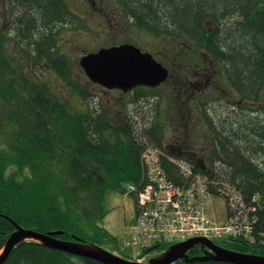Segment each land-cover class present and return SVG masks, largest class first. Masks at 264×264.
<instances>
[{"label":"trees","instance_id":"1","mask_svg":"<svg viewBox=\"0 0 264 264\" xmlns=\"http://www.w3.org/2000/svg\"><path fill=\"white\" fill-rule=\"evenodd\" d=\"M128 1L137 17L155 19L145 29L156 34H161V27L167 24L185 29L189 37H198L200 18L207 15L222 18L220 30L204 41L208 46L211 42L210 58L222 68L223 81L232 87L227 91L247 88L245 91L251 93L264 85V8L260 3ZM10 2L11 17L16 20L12 30L19 43L26 46L28 39L46 42L67 17L56 0ZM48 42L51 47L57 44L55 40ZM4 50L0 40V241L13 231L10 221H15L38 232L63 230L66 237L78 233L82 238L102 243L108 237L98 226L107 213L103 208L104 196L110 190L124 193L125 183L143 185L140 156L147 146L163 150L162 122L116 118L108 106L94 110L87 101L92 99L87 88L77 90L82 107H76L36 81L32 83L28 72L9 59L4 60ZM28 53L40 60L47 52L41 45ZM55 71L67 80L66 68ZM236 122L238 128H232L231 135L222 136L215 131V149L209 159L211 164L220 161L214 172L217 187H233L246 202H250L254 193L262 194L263 208L257 211L253 225L256 235L264 232V174L251 155L264 138V120L263 116H253L248 121L246 117L237 118ZM172 168L171 164L166 165L167 170ZM213 170L212 165L205 170L211 178ZM225 247L264 256V247L258 243L232 240ZM73 259L72 255L38 243H21L5 264H75ZM174 264L229 263L179 260Z\"/></svg>","mask_w":264,"mask_h":264},{"label":"rangeland","instance_id":"2","mask_svg":"<svg viewBox=\"0 0 264 264\" xmlns=\"http://www.w3.org/2000/svg\"><path fill=\"white\" fill-rule=\"evenodd\" d=\"M101 2H104V0H100ZM109 1V0H108ZM10 6L11 2L10 0H0V38H3L9 33V27H11L10 24ZM75 8H74V7ZM109 6V4H108ZM70 7L78 10L82 14H86L87 10L86 8L80 6L78 3H74L72 5L70 1ZM111 11V10H110ZM9 16V17H8ZM99 21L103 24H107V17H98ZM16 22V21H15ZM121 27H126L125 25H121ZM90 28L92 30V34L89 33H78L74 31H66L60 38L63 39V41H60V44H62V52L66 53L73 63L71 68V78L73 81H76V83L79 86H83L88 81L85 75L83 74V71L78 65V59L81 55L80 51L84 47L94 45L95 42L92 40H88L86 38L90 37H96L97 32L96 30H101L102 26L98 25L95 20H92L90 23ZM105 28L109 31L108 26H105ZM82 29H87L82 28ZM89 31V30H85ZM110 33H106L104 35V43H109L113 41H119L123 37L120 35H123L122 33L116 32L115 29L112 31H109ZM126 38L131 39L137 44L141 46H147L148 44H153L154 46L162 44V41L152 39L147 33L145 32H139L136 29L130 28L126 31ZM79 40V41H76ZM132 43V42H130ZM4 48L6 50L5 59H10L11 56H14L16 58L17 65H21L25 73H29V78L31 82L40 84L44 86L46 89L49 90L50 93L58 97L62 100H67L71 104H74L76 107H82V103L77 96V94L70 90L69 88L65 87L63 82L57 78L56 75H54L51 71L45 70L43 71L42 64H38L37 60L33 59L31 63L29 62L26 64L25 60L21 57H19L17 54H14V52H17L19 48H16L13 41L12 36H7L6 39L3 40ZM174 55H172L169 59H172ZM188 57L186 56L185 59ZM190 59V58H188ZM40 65V66H39ZM191 64L189 62L184 65V68H192L190 66ZM46 69V68H45ZM219 86L222 89L226 88V84L219 82ZM89 93L92 95L99 94L100 97H102L103 101L106 102L107 100H119L121 97L117 95L116 92H110L106 93L102 91L100 88L95 87L92 85L88 88ZM155 93H157L161 98L164 105L166 93L164 92V89L162 87H159L155 89ZM209 91V90H207ZM141 94H149L146 91H140ZM124 100H130L128 97L127 99L124 98ZM258 103L256 104H250L244 106L241 109H229L233 110L231 112H228V110H225L224 107L220 106L216 101H213L211 105L216 104L218 108H215L214 111H212L211 108L208 109V117L212 118L213 122L215 123L216 127H219L222 124L225 125V127L228 130H231L232 128H238V124L236 122V119L242 120L245 117H249L250 119L253 118V113H261L264 110V89L260 93V97L258 99ZM227 105V104H223ZM165 108L163 106V113L165 117H169L165 114ZM116 112V110H115ZM131 112L133 114H137L138 120L140 122H143L146 120V117L150 114L148 110L141 111L139 108L135 106L131 107ZM249 113V114H248ZM262 114V113H261ZM173 117V116H172ZM201 118V117H200ZM200 118L198 120L189 119V127L185 128L186 132L188 133V136L181 132L175 133L177 137L184 141H189L190 143H193L197 148V145H200L201 143H210L211 138L205 137L203 134L206 129V123H204L205 129L203 128V124L200 121ZM237 130V129H236ZM169 131V129L167 130ZM227 134V133H226ZM174 136V133H168L166 135V139H168L170 136ZM199 152V150H195ZM192 159V158H191ZM194 159V158H193ZM257 162L260 163V165L264 166V157L258 156ZM103 206L107 209V215L101 222V226L109 233L111 234L114 239H116L115 242H110L105 244V248L112 250L113 248H117L118 251L123 252L125 255L131 254V251L128 249H124V241L128 237V233L130 230V225L133 222V219L135 217L134 213V205L133 200L126 195H122L120 193H115L113 191H108L103 199ZM218 211H222V205H218L216 207V210H214L215 213H218ZM77 237H81L80 234L77 233Z\"/></svg>","mask_w":264,"mask_h":264},{"label":"water","instance_id":"3","mask_svg":"<svg viewBox=\"0 0 264 264\" xmlns=\"http://www.w3.org/2000/svg\"><path fill=\"white\" fill-rule=\"evenodd\" d=\"M87 76L95 83L112 89L118 88L123 91L132 89L138 85H157L164 81L167 71L156 63L147 53H141L131 45H121L110 49H102L96 54L88 55L80 60ZM16 232L3 241L4 249L0 255V264H3L11 250L22 241L31 239L38 241L44 246L62 250L71 254L85 256L99 260L106 264H134L116 258L102 249L80 242L64 241L56 238L60 232L40 234L31 230H24L15 225ZM194 243L207 245L213 250V255L194 257L193 260H215L232 264H264V257L250 254H240L213 246L204 239L191 240L189 242L171 246L158 258L151 259L147 264H170L180 258H186L185 252Z\"/></svg>","mask_w":264,"mask_h":264},{"label":"flooded vegetation","instance_id":"4","mask_svg":"<svg viewBox=\"0 0 264 264\" xmlns=\"http://www.w3.org/2000/svg\"><path fill=\"white\" fill-rule=\"evenodd\" d=\"M89 2L91 4V7L94 10H96L97 8L95 6V1L89 0ZM254 2L257 3V0H254ZM99 4L101 5L102 2L99 1ZM128 4H129L128 0H116L115 2L116 8L112 10V17L111 19L107 18L108 25L111 26V21H112L114 23V26L118 29L117 31L122 34L125 33L126 27H121V25H124V24L135 25V26L139 24L147 25V24H151L150 22L153 21L154 19L153 17L151 18V20L137 17L134 11L130 7H128ZM106 11H107V6L106 4H103L101 6V10H99L98 12H100V14L103 17H106L107 15ZM214 17L217 18L215 15ZM161 32H162L163 37L167 41V44L164 46L163 55L165 56L170 55V54L174 55V59L171 61L170 67L180 69L182 71L183 74L179 73L176 78L177 80H179L181 92L183 93V95H186L187 94V75H186L187 73L185 72H187L189 68H184V65L180 61V58L181 56H183L182 55L183 51H185L183 47H185L184 41H185V37L187 33L185 32V29L183 28L181 29L172 28L168 26L167 24H163V27H161ZM198 37H200V35ZM121 43H123V41L119 42V44ZM180 104L186 105L187 103L181 101ZM246 118L248 121L249 118L248 117ZM219 128L221 131H226L227 135H231L230 130H227L224 124L221 123ZM240 145H242V143H240ZM204 147H205L204 145H200L201 150L204 149ZM174 148L176 150H182V149L188 148V144L187 142L184 141L180 144L175 145ZM252 153L253 155H251V158L254 161H257L258 156L264 157V138H262V142L258 146H255L254 151ZM197 250L198 252L196 251L195 253L198 254L201 251V253L199 254H202V252H204L206 249L204 250V249L199 248Z\"/></svg>","mask_w":264,"mask_h":264},{"label":"built area","instance_id":"5","mask_svg":"<svg viewBox=\"0 0 264 264\" xmlns=\"http://www.w3.org/2000/svg\"><path fill=\"white\" fill-rule=\"evenodd\" d=\"M188 196H192V193L187 194ZM194 200V199H193ZM192 200V201H193ZM191 201V202H192ZM193 204L191 205V207L194 209L195 215L198 216V223L199 225H197L196 227H193L191 225V229L194 231L193 233H189L186 235H214L217 230L214 226L210 225L207 221V219L205 218V216L201 213V209H200V202L199 199L196 200L195 202H192ZM190 223V222H189ZM191 224V223H190ZM239 227H242V225H238ZM231 229H228L227 231H230ZM225 230V232H227ZM192 232V231H190Z\"/></svg>","mask_w":264,"mask_h":264},{"label":"clouds","instance_id":"6","mask_svg":"<svg viewBox=\"0 0 264 264\" xmlns=\"http://www.w3.org/2000/svg\"><path fill=\"white\" fill-rule=\"evenodd\" d=\"M7 175H8V173L6 172V173H5L6 178H7ZM18 182H20V181L18 180Z\"/></svg>","mask_w":264,"mask_h":264}]
</instances>
